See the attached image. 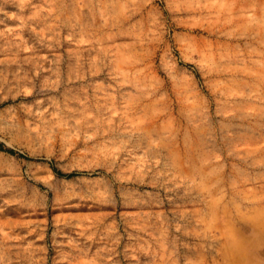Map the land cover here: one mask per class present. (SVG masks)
Returning a JSON list of instances; mask_svg holds the SVG:
<instances>
[{
    "label": "rangeland",
    "instance_id": "rangeland-1",
    "mask_svg": "<svg viewBox=\"0 0 264 264\" xmlns=\"http://www.w3.org/2000/svg\"><path fill=\"white\" fill-rule=\"evenodd\" d=\"M0 264H264V0H0Z\"/></svg>",
    "mask_w": 264,
    "mask_h": 264
}]
</instances>
